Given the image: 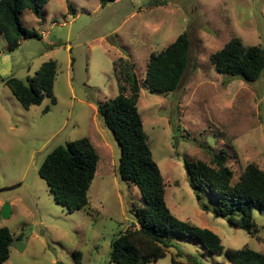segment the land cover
Listing matches in <instances>:
<instances>
[{
	"label": "rangeland",
	"instance_id": "374dc122",
	"mask_svg": "<svg viewBox=\"0 0 264 264\" xmlns=\"http://www.w3.org/2000/svg\"><path fill=\"white\" fill-rule=\"evenodd\" d=\"M67 1L73 11L66 0H49L41 18L22 11V24L39 36L22 39L13 50L0 34V227L15 238L5 264H73L75 250L83 264H113L110 243L134 220L130 202H141L135 185L116 173L119 148L96 111L97 103L119 93L113 74L119 58L129 61L139 83L137 107L168 208L176 218L214 232L224 248L212 254L173 233V246L151 264H174L173 257L229 264L227 248L264 253V208L253 209V235L228 224L213 214L211 195L199 191L197 198L183 166L184 159L216 166V158H223L233 181L250 163L264 171V69L256 81L245 82L217 73L209 60L233 37L264 48V0H116L103 6L100 0ZM182 33L190 49L179 86L166 95L149 93L143 79L150 54ZM49 60L57 64L56 103L44 97L23 108L4 79L25 80ZM82 137L98 154L87 192L96 215L85 208L67 212L38 175L55 147ZM5 204L10 213L4 217Z\"/></svg>",
	"mask_w": 264,
	"mask_h": 264
},
{
	"label": "trees",
	"instance_id": "16d2710c",
	"mask_svg": "<svg viewBox=\"0 0 264 264\" xmlns=\"http://www.w3.org/2000/svg\"><path fill=\"white\" fill-rule=\"evenodd\" d=\"M48 1L0 0V34L4 36L9 50L17 48L22 39L39 36L35 30L22 24L20 14L28 9L41 18V8ZM114 1L100 0L102 6ZM66 2L69 11H73L71 4ZM189 49L188 35L182 33L163 50L150 54L143 79L149 93L166 95L177 89L187 68ZM209 60L217 73L254 82L264 69V48L245 46L240 38L233 37L212 53ZM56 74V61L49 60L25 80L9 76L4 83L20 105L28 109L40 104L44 97H48L52 104L56 103L53 93ZM113 74L118 81L119 93L104 103H97L96 111L119 148L116 173L122 181L135 185L141 202H130L129 212L134 220L130 227L111 241L109 262L154 263L173 246V233L191 239L212 254H222L224 248L214 232L188 220H180L171 213L165 201V183L152 157L138 111L137 77L129 61L123 58L113 63ZM216 160V166H211L202 161L184 159L188 183L198 199L199 191L214 198L216 205L213 214L216 217L253 235L256 232L253 209L264 208V171L250 163L233 181V173L225 165L224 159L217 157ZM97 163L98 154L93 144L88 137H82L55 147L41 163L38 175L45 181L55 202L67 212L85 208L88 213L96 215L87 192ZM200 207L206 210L205 206ZM14 239L7 227H0V264L8 260ZM81 256L80 251H73V264H83ZM225 257L229 264H264V253L247 247L227 248ZM172 262L201 264L197 258L180 261L173 257Z\"/></svg>",
	"mask_w": 264,
	"mask_h": 264
},
{
	"label": "water",
	"instance_id": "95a60500",
	"mask_svg": "<svg viewBox=\"0 0 264 264\" xmlns=\"http://www.w3.org/2000/svg\"><path fill=\"white\" fill-rule=\"evenodd\" d=\"M10 213V206L8 204H5L1 210L2 216H7Z\"/></svg>",
	"mask_w": 264,
	"mask_h": 264
}]
</instances>
